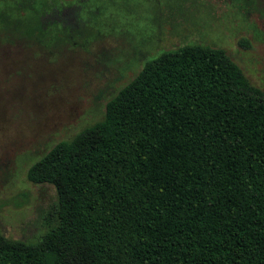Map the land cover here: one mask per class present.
<instances>
[{
  "label": "trees",
  "instance_id": "16d2710c",
  "mask_svg": "<svg viewBox=\"0 0 264 264\" xmlns=\"http://www.w3.org/2000/svg\"><path fill=\"white\" fill-rule=\"evenodd\" d=\"M91 1L0 0V41H89ZM26 178L54 188V220L32 243L0 232V264H264V91L223 49L165 51Z\"/></svg>",
  "mask_w": 264,
  "mask_h": 264
},
{
  "label": "rangeland",
  "instance_id": "374dc122",
  "mask_svg": "<svg viewBox=\"0 0 264 264\" xmlns=\"http://www.w3.org/2000/svg\"><path fill=\"white\" fill-rule=\"evenodd\" d=\"M115 1H91L103 16L89 41L53 51L0 41V232L9 240L35 242L54 220V188L30 183L29 167L100 121L146 61L184 45L220 48L264 91V0Z\"/></svg>",
  "mask_w": 264,
  "mask_h": 264
},
{
  "label": "flooded vegetation",
  "instance_id": "af4514ba",
  "mask_svg": "<svg viewBox=\"0 0 264 264\" xmlns=\"http://www.w3.org/2000/svg\"><path fill=\"white\" fill-rule=\"evenodd\" d=\"M65 2H66V0H65ZM69 9H71V8L68 7L67 3H66L65 6L63 7V11L65 12V10H69ZM115 26H117V25H115ZM118 27H122V25L120 24V25H118Z\"/></svg>",
  "mask_w": 264,
  "mask_h": 264
}]
</instances>
